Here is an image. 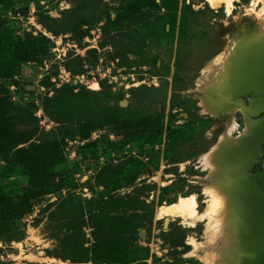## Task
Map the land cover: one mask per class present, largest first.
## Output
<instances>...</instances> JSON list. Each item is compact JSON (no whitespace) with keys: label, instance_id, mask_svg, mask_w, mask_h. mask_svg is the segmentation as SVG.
Listing matches in <instances>:
<instances>
[{"label":"rangeland","instance_id":"1","mask_svg":"<svg viewBox=\"0 0 264 264\" xmlns=\"http://www.w3.org/2000/svg\"><path fill=\"white\" fill-rule=\"evenodd\" d=\"M233 4L0 0V30L18 50L0 69V119L14 132L0 153V264H240L242 249L214 239L208 218L156 216L191 193L205 212L208 188L228 182L223 153L245 175L264 165L257 149L233 147L252 121L240 98L263 94L264 79L230 85L244 55L264 58L242 50L264 49V0ZM36 158L54 189L29 190Z\"/></svg>","mask_w":264,"mask_h":264},{"label":"bare ground","instance_id":"2","mask_svg":"<svg viewBox=\"0 0 264 264\" xmlns=\"http://www.w3.org/2000/svg\"><path fill=\"white\" fill-rule=\"evenodd\" d=\"M208 1L212 5V7H216L221 3L222 0H208ZM223 3L226 4L227 12H231L234 6L233 0H223ZM263 15L264 14H258V18L261 23H264ZM258 45H259L258 42H253V43L251 42L248 45H245L244 49L242 50L248 51L250 48H254L256 50H259L261 53L262 52L264 53V49L262 51L261 49L257 48ZM262 55L258 53V56H256L257 58L252 57V56L247 57L248 55H244L245 57L242 58V61L247 60L248 63L244 66H241L239 68L240 70L239 71L237 70L238 72L231 79L230 85L233 88V90L234 89L235 90H246L247 89L246 85L247 84L250 85L251 83L254 82V80H255L254 87L256 88H259L263 84L264 58ZM222 59H223V66H219L220 68H217V71H218V74L222 76H226L233 71V67L227 64V61L225 60L224 57ZM220 64H221V61H220ZM242 64H245V63H242ZM247 80H249L248 82L250 83H247ZM231 106H232L231 108H237L238 106L240 107V105L238 104L237 105L232 104ZM241 109L245 112L243 107H241ZM263 119L258 120V121H251V125L249 124V127L246 128V132L242 133L236 138L235 144H233L234 145L233 147H235V149H244L245 152L246 151L248 152V157L249 155H252L251 151L252 150L256 151L255 149L256 142L253 144V146L251 145V142L254 139H255L254 141L256 140L258 141L259 139L260 141L264 142V120ZM231 124L232 123L228 124L226 130L221 135V141H227L228 137L233 131L234 126ZM238 143L240 144V146L238 145ZM221 148L224 149L223 147ZM244 151L243 153H245ZM219 154L221 153L219 152ZM221 157H223L224 159V169L225 170L221 171L220 175L223 174V178L227 179L228 182H230V184L228 182H225L224 184L223 183L216 184L208 188V192L211 194V201L208 206V209L205 212L199 211L198 196L195 193H191L189 195L180 196L178 200L173 203L161 205L156 212V216L160 219L167 218V217H172V218L179 217L183 219L184 221L190 222V223H195L202 218H208L210 220L209 229L212 232L214 239L226 238L230 240L231 249H234L235 247V249L241 250L243 249V247L246 246L245 244L247 242V235L249 236L248 242L251 243V239H252L251 231L253 230L252 232H254L255 231L254 229L258 226V224L260 225L259 222H262L260 220H264V209L261 207V204H260V203L264 204V195L262 192H260L258 189L255 188L251 177H249L248 175L242 174L237 168L233 170L230 169L227 156L226 155L224 156V153H223V156ZM245 164L247 165L246 162ZM246 165H242V166H246ZM213 169L218 170V167L216 166V164L213 165ZM243 207H246V211L249 213L248 215L246 214L243 216L242 214ZM255 211L256 213L257 212L261 213L259 214L260 216H262L260 220H258V218L254 219L253 214ZM190 239H191V242L196 246V249H199L201 246L200 245L201 243L200 244L197 243L194 238H190ZM222 251H223V248H222ZM207 254L208 256L207 255L206 256L211 259H216V257L218 256L216 254L214 255L211 254L210 251Z\"/></svg>","mask_w":264,"mask_h":264},{"label":"water","instance_id":"3","mask_svg":"<svg viewBox=\"0 0 264 264\" xmlns=\"http://www.w3.org/2000/svg\"><path fill=\"white\" fill-rule=\"evenodd\" d=\"M243 91L244 90H237L236 92L242 93ZM232 92L233 91L225 93L224 96H230L231 94H233ZM240 100H242V107L244 108L245 112L249 116H251L252 121H258L264 118V93L250 94L246 97L245 100L243 98H240ZM255 149H257V153L260 154L264 160V142L260 141L259 139L258 141L256 140ZM254 153H256V151H254ZM246 175L251 177L255 188L262 192L264 195V165L262 169L258 170L256 173L247 172ZM260 204L264 209V204ZM242 214L243 216L249 214L246 211V207H243ZM259 214L261 213H256L255 211L253 214L254 219L258 218V220H260L262 216H260ZM260 221L262 222H259L260 225L258 224V226L254 229L255 231H251V243L247 242L246 246L241 250V254L239 256L240 264H264V220Z\"/></svg>","mask_w":264,"mask_h":264},{"label":"trees","instance_id":"4","mask_svg":"<svg viewBox=\"0 0 264 264\" xmlns=\"http://www.w3.org/2000/svg\"><path fill=\"white\" fill-rule=\"evenodd\" d=\"M0 69L2 65H7V63H10L11 60L16 58L17 60V49H12V46H14V40L12 38H9V35L6 33H3L0 30ZM18 46V45H17ZM21 60V57L18 58V61ZM20 62V61H19ZM11 72L14 69L13 62L12 66H8ZM11 125L7 123V121L4 118L0 119V153H2V149H9V143L13 142L14 140V132L11 130ZM37 164V166H35ZM40 163V164H39ZM42 161L39 158H36L35 161L32 162L31 166L27 167V171L30 177V187L29 190L33 191H39L45 192L49 191L55 188V185L49 186V180L48 178H45L46 172L42 171V168H44L45 164H41ZM10 165H8L9 167ZM6 168V171L10 168ZM14 172L8 174L13 175ZM107 246V245H106ZM93 259V262L95 263H126L127 261H120L119 258L114 260H109L104 257L100 258H91ZM131 262V261H129Z\"/></svg>","mask_w":264,"mask_h":264},{"label":"flooded vegetation","instance_id":"5","mask_svg":"<svg viewBox=\"0 0 264 264\" xmlns=\"http://www.w3.org/2000/svg\"><path fill=\"white\" fill-rule=\"evenodd\" d=\"M264 74V73H263ZM251 78V77H250ZM249 78V79H250ZM264 79V78H263ZM249 80H247V83H250V82H248ZM240 82H242V81H240ZM253 85L255 84V80H254V82L252 83ZM223 97V96H222ZM221 100H223V98L221 99ZM228 102V101H227ZM228 103H231V101H229ZM232 105V104H231ZM236 105V104H235ZM264 120V119H263Z\"/></svg>","mask_w":264,"mask_h":264}]
</instances>
